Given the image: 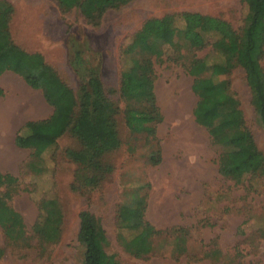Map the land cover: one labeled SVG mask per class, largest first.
I'll return each mask as SVG.
<instances>
[{
  "label": "rangeland",
  "instance_id": "1",
  "mask_svg": "<svg viewBox=\"0 0 264 264\" xmlns=\"http://www.w3.org/2000/svg\"><path fill=\"white\" fill-rule=\"evenodd\" d=\"M5 1L14 10L9 23L13 43L41 54L77 98L85 81L70 65L68 41L72 37L87 43L86 61L98 70L105 97L120 108L117 133L121 145L102 157L106 173L94 189L80 187L79 166L66 155L67 150L80 148L70 133L57 138L40 159H33L34 169L41 170L36 174L26 167L32 150L19 148L15 136L27 121L45 117L49 107L41 93L17 75L0 76V172L17 179L9 204L23 218L29 237L28 245L11 244L0 227V264H80L78 214L85 209L100 221L108 240L105 250L119 264H264V177L241 182L222 177L217 166L220 150L193 116L198 98L187 68L194 59H212L211 45L179 55L167 52L161 63L152 59L156 103L162 115L160 122L151 124L155 140L130 134L119 98L125 63L144 57L140 49L131 54L124 50L145 21L200 13L224 20L240 33L248 24L254 1L130 0L94 23L86 21L78 9L62 10L56 0ZM261 67L264 71V57ZM214 79L228 82L229 94L264 154V128L257 121L242 67L235 64ZM167 107L174 108L175 114ZM157 150L161 162L152 165L150 158ZM135 195L146 196L145 219L161 232L153 240L154 253L142 258L126 248L132 233L120 230L116 219L119 206ZM51 197L58 199L63 212L61 236L58 243L43 248L32 226L40 200Z\"/></svg>",
  "mask_w": 264,
  "mask_h": 264
},
{
  "label": "trees",
  "instance_id": "2",
  "mask_svg": "<svg viewBox=\"0 0 264 264\" xmlns=\"http://www.w3.org/2000/svg\"><path fill=\"white\" fill-rule=\"evenodd\" d=\"M56 1L62 10L78 9L86 21L94 23L106 11L130 0ZM253 1L248 24L240 33L226 21L200 13L183 12L145 21L124 50L125 54H131L140 49L144 57L128 59L120 74L119 98L124 103L122 115L126 127L132 135L145 134L155 140L151 124L160 122L162 115L156 103L152 59L161 63L167 52L179 55L181 51L201 50L210 44L215 56L194 59L187 68L194 78L192 91L198 98L193 116L220 150L219 174L235 182L247 177L250 180L264 177V154L230 96L228 82L216 81L214 76L227 73L235 64L242 67L257 121L264 128V71L261 67L264 0ZM13 12L9 2L0 0V76L5 72L20 76L32 89L39 90L53 109L47 119L25 123L15 136V144L32 150L26 167L39 174L41 170L34 169L33 159H40L55 146L57 138L70 133L79 141L80 148L67 150L66 155L79 166L80 187L94 189L106 173L102 157L121 145L117 133L120 108L105 97L98 70L86 61V42L72 37L68 41L70 65L76 73H82L85 81L77 98L41 54L29 53L13 43L9 31ZM150 160L152 165H158L160 150L152 154ZM16 184L15 177L0 172V227L11 244L28 245L23 218L9 204ZM146 201L145 195H135L119 206L116 215L118 228L132 233L125 246L132 248L136 258L153 254V240L161 233L145 219ZM38 210L32 233L38 244L46 248L60 240L63 212L58 199L53 197L40 200ZM78 218L77 241L83 248L80 264H119L115 256L105 250L108 240L100 221L86 209L79 212ZM2 255L0 248V258Z\"/></svg>",
  "mask_w": 264,
  "mask_h": 264
},
{
  "label": "crops",
  "instance_id": "3",
  "mask_svg": "<svg viewBox=\"0 0 264 264\" xmlns=\"http://www.w3.org/2000/svg\"><path fill=\"white\" fill-rule=\"evenodd\" d=\"M5 73H7V72H5ZM9 73H12V72H9ZM4 74V73H3ZM2 74V75H3ZM12 74H14V73H12ZM1 75V76H2ZM16 75V74H15ZM18 76V75H17ZM18 77H20V76H18ZM21 78V77H20ZM22 79V78H21ZM23 80V79H22ZM24 81V80H23ZM25 82V81H24ZM26 83V82H25ZM30 87V86H29ZM31 88V87H30ZM32 89V88H31ZM33 90H35V89H33ZM154 90H156V86H155V84H154ZM35 91H39V90H35ZM40 92V91H39ZM41 93V92H40ZM155 94H156V91H155ZM41 95H42V93H41ZM42 98H43V96H42ZM43 100H44V102L46 103V101H45V99L43 98ZM46 105L49 107V112L47 113V115H45V117H42L40 120H38V121H41V120H45V119H47L48 117H50L51 116V114H52V112H53V109H52V107L50 106V105H48L47 103H46ZM36 122V121H33L32 119L31 120H29V121H27V122ZM26 122V123H27ZM24 126V125H23ZM23 128V127H22Z\"/></svg>",
  "mask_w": 264,
  "mask_h": 264
},
{
  "label": "bare ground",
  "instance_id": "4",
  "mask_svg": "<svg viewBox=\"0 0 264 264\" xmlns=\"http://www.w3.org/2000/svg\"><path fill=\"white\" fill-rule=\"evenodd\" d=\"M185 105H181L180 107L181 108H183ZM179 108V107H178ZM167 109H168V111L171 113V114H175V112H176V110L174 109V108H172V107H167ZM3 114V113H2ZM2 123V122H1ZM0 127H2V126H0ZM8 127V126H7ZM180 136H182V135H180ZM8 159V158H7ZM3 160H5V156H3ZM2 160V161H3ZM8 161V160H7ZM4 162V161H3ZM6 162V161H5ZM5 164V163H4Z\"/></svg>",
  "mask_w": 264,
  "mask_h": 264
}]
</instances>
